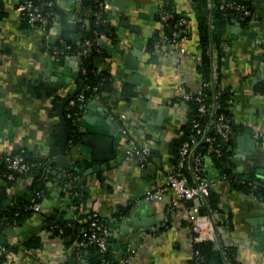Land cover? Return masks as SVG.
<instances>
[{"label":"crops","instance_id":"1","mask_svg":"<svg viewBox=\"0 0 264 264\" xmlns=\"http://www.w3.org/2000/svg\"><path fill=\"white\" fill-rule=\"evenodd\" d=\"M108 1L116 37L98 38L93 65L98 72L110 73L113 91L85 99L79 116L83 137L67 151V159L77 171L75 177L63 183L68 168L58 163L53 180L48 182L49 194L41 200V212H34L20 225L0 229V247H16L11 250L15 256L10 264H63L75 247L67 244L71 242L72 222L86 221L92 211L108 222L119 263L127 258L129 264H191L194 233L187 220L170 210L168 202L179 201L175 192L169 190L165 200H149L146 195L166 182L173 167V143L188 113L181 95L204 91L197 12L193 0ZM71 2L56 0L57 15L51 31L45 34L30 23L25 25L18 10L21 0H0V152L21 151L40 160L59 155V113L53 112V102L79 86L73 73L83 72L82 61L77 60L82 55L55 57L45 51V45L69 43L82 50L77 0L75 6H69ZM164 2L188 18L190 33L176 46L160 49L152 57L147 51L150 40L166 35V25L159 17ZM252 2L248 25L238 20L227 23L222 48H216L213 58L220 83L233 94L232 117L238 126L230 147L233 171L264 181V146L254 135L264 131V51L258 42L264 39V0ZM61 8L76 25L74 29ZM134 51H142L138 59L141 68L127 61ZM125 87L135 96L125 98ZM121 113L135 122L131 134L152 148L146 166L125 152ZM204 169L219 202L213 220L224 222L218 246H236L242 264H264V198L222 180L212 157L206 159ZM32 180L33 175L19 176L8 186L10 196L32 194ZM127 205V214L120 215L118 208ZM52 215L70 227L65 236L56 235L46 224V217ZM29 239H34L36 246H28ZM82 247L79 263L96 261L97 248L87 243Z\"/></svg>","mask_w":264,"mask_h":264},{"label":"built area","instance_id":"2","mask_svg":"<svg viewBox=\"0 0 264 264\" xmlns=\"http://www.w3.org/2000/svg\"><path fill=\"white\" fill-rule=\"evenodd\" d=\"M82 0H77V22L82 35V46L84 50L75 48L69 43H60L59 46H54L49 42H46L45 51L50 52L55 57L71 54L86 56L87 53L93 49L98 50L97 40L95 38L85 37V32L90 30L93 25L111 27V14L108 10V0H95V10L92 12H85L81 8ZM223 4L221 8L226 10L228 6L234 7L237 10H241V17L248 16L251 12L244 8L242 4L226 3V0H222ZM211 4V3H210ZM55 2L53 0L44 1L41 3H35L34 0H21V4L18 6V10L22 16L26 17L29 22L41 29L45 34H48L51 29L53 21L57 15V10H54ZM93 16V21L90 20V16ZM159 17L165 25L173 19V11L166 7L164 2L159 8ZM94 33L99 37H109L108 31L99 32L97 29H93ZM189 20L187 17H180L173 22V29L170 35H164L161 39L157 40L154 44L153 53L163 49L165 47L176 46L180 40L189 37ZM264 51V39L258 40ZM185 49L181 48V52ZM85 72V68H82ZM218 68L214 66V58L212 65V80L205 83V86L212 92L211 96L205 93L199 94L197 100L199 103L198 116L203 119L205 116H211V119L207 123H203L200 120L195 119L190 127V130L185 139L178 147L177 161L173 164L172 169L167 174L166 182L159 186L156 190L149 191L146 198L149 200H165L166 194L169 190L175 192L179 201L168 202L170 210L173 211L176 216L182 217L188 221L191 230L194 233L193 243L202 240L214 241L218 247V241H220V234L223 232L224 222L214 221V212H202V208L207 205V196L211 190V182L207 177L204 169V164L208 157L213 154L216 156L222 155L223 143L229 142L234 133L233 130V117L221 112L220 97L226 89L225 86L218 81ZM231 91V90H230ZM232 92V91H231ZM182 102L185 104L187 111L189 110L188 100L193 96L192 94H182ZM86 95L82 92L79 95V100L84 102ZM232 103V99L229 101ZM68 117L74 119L77 113L68 112ZM120 121L125 129L126 136V149L127 155L135 158L141 166H146L151 161L152 148L148 144L140 143L136 136L131 134L132 126L135 122L131 120L128 115L121 113ZM209 131L215 133V135L209 134ZM184 132L181 130L179 137L183 136ZM255 137L264 146V131H255ZM218 136L220 140L218 141ZM205 144V151L200 150V146ZM8 172L0 170V185L3 183L4 176L7 179L15 180V173L24 175L31 169V164L25 161L24 156L21 154H12V152L5 153ZM40 162L32 163V166L40 165ZM50 168L47 169L49 171ZM222 180L232 183L228 176L222 175ZM256 187V186H255ZM10 187H8L9 189ZM191 202V205H188ZM34 212H41V201L34 202L29 206ZM89 227L85 240L77 243L78 246H83L85 243H95L100 252L106 250L107 241L110 236V228L103 222L97 211H92L88 215ZM1 222V219H0ZM141 232L145 231L141 229ZM0 252L3 254L5 260L3 264H10L14 258V253L8 250L6 247H0ZM101 264H111V261L102 258ZM120 264H129L127 258L121 259ZM192 264V263H191ZM213 264V263H211ZM228 264H231L228 262Z\"/></svg>","mask_w":264,"mask_h":264},{"label":"trees","instance_id":"3","mask_svg":"<svg viewBox=\"0 0 264 264\" xmlns=\"http://www.w3.org/2000/svg\"><path fill=\"white\" fill-rule=\"evenodd\" d=\"M44 1L49 0H34L35 3H41ZM55 2L54 10H56V0H53ZM197 17L199 19V35H200V47H201V61L199 65L200 72L202 73L203 81H204V91L203 93L207 94L208 96L212 95V92L209 90L208 87L205 86V83L210 82L212 80V65H213V57H214V51L217 49L222 48V34L224 32L225 27L227 26V23L232 22L233 20H238L243 26L248 25L249 20L251 19L253 15V2L252 0H226V3H235V4H242L244 5L245 9H248L251 13L248 16L241 17L242 11L237 10L234 7L228 6L226 10H223L221 8V5L223 4L222 0H193ZM211 3V4H210ZM166 7L173 11L174 17L172 20L168 22V24L165 27V34L170 35L173 29V22L176 19H179L180 17H185L182 14L177 13L173 7L171 6L170 2H166ZM81 8L85 12H92L95 10V0H82L81 2ZM24 17V16H23ZM90 20L93 21V16H90ZM25 25L29 24V20L24 17ZM31 24V23H30ZM52 25V24H51ZM97 29L99 32H105L109 34V37L111 39H115V30L111 26L107 29V27L104 26H96L93 25L92 28L85 32V37L89 38H95L98 40V36L94 33L93 29ZM159 38L157 35H155L149 42L147 51L150 53V56H154L155 53H153V48L155 42ZM59 46L60 43H56ZM217 48V49H216ZM98 50L93 49L91 52L87 53L86 56H82V68H85V72H81V75L79 76L78 80L83 81V85L80 89V91L66 104L65 107V118L68 126L71 129V139L68 144V149H71V146L77 145L82 137L83 132L79 129V116L82 112V108L85 106L86 100L90 96L96 93H100L103 95V93H112L113 91V81L112 77L109 72L106 71H97L95 66L93 65L94 57L97 55ZM150 57V58H152ZM218 81L220 82V78L218 76ZM223 94L220 97V103H221V112H225L226 114L233 116L231 104L229 101L232 99L233 94L230 91L229 87H225ZM84 92L86 95V100L84 102L79 100V95ZM124 95L125 98L129 99L133 96H135V92H133L129 87L124 88ZM193 97L188 100V106L189 110L187 113V120L183 123L181 126V130H183L184 135L181 137H178L174 140L173 146H174V152H175V159L174 163L177 161L178 156V147L183 141V139L186 138L192 122L197 119L202 121L203 123H207L210 121L211 116H205L203 119L199 118L198 116V107L199 103L196 99L197 94L192 95ZM64 100V97H56L53 104V112L55 114L59 113V107L61 102ZM68 112L77 113V115L74 116V119L68 117ZM233 123V130L234 133L238 131V126H236L235 122ZM209 134L215 135L214 132L209 131ZM234 136V135H233ZM218 141H221L218 136ZM232 139L229 142L223 143V149H222V155L216 156L212 155V159L214 160V163L216 164L217 168L221 172L222 175H226L229 177V179L232 182V185L236 187L237 189L248 193V194H254L257 195L260 198H264V181L260 180L258 178H255L253 176L247 177L243 175H239L238 173L233 171V168L231 166V160H230V147L232 144ZM222 142V141H221ZM201 151H205V144H202L200 146ZM57 149L55 153H57ZM12 154H21L24 156V159L26 162L31 164V169L29 172L25 173L24 175H21L20 173H15L14 176L16 179L19 176L24 177H30V175H33L32 185L30 187V190L32 191L30 195L27 193H18L13 196H10V192H8V186L13 184L15 180L7 179L6 176L3 178V183L0 185V229H4L10 226L20 225L25 221L26 218L30 217L34 211L29 208V206L34 203L41 201L44 195H48V182L50 180H53L54 174L53 171L59 167V164L57 163L55 158L40 160L38 158H33L32 156H27L25 152L21 151H14ZM56 155V154H55ZM6 155L3 152H0V170L3 172H8L7 162L5 159ZM40 162V165L32 166V163ZM50 168L49 171L47 169ZM68 172V175L65 176L63 179V183H68L75 177L77 174V171L75 169L68 168L66 170ZM256 186V187H255ZM118 213L120 215L127 214L128 210L130 209V206H120ZM219 210V202L218 197L215 193H213L210 190L209 195L207 196V205L202 208V212H214ZM46 224L50 225L52 229L54 230L53 233L56 235H62L65 236V227L66 223L65 221L57 220L56 215H52L50 217H46ZM103 222L109 227V224L106 220L102 219ZM73 232L71 233V242L67 243L70 245V243L75 244L74 251L68 256V259L63 264H80V255H81V249L82 246H78L77 243L80 241L85 240V237L87 235L88 227H89V221L86 219V221H83L82 223L73 221ZM168 225V223H167ZM28 246H36L37 242L34 239H29L27 241ZM88 244V243H87ZM93 245L97 248L96 250V261L91 260L90 264H101L102 258H106L111 261V264H120L118 261H116L114 257V250L112 248V242L111 238L109 236L107 241L106 250L104 252H100L99 248L95 245V243L88 244ZM7 249L9 250H16L15 246H12L10 244L5 245ZM238 249L236 246H226V245H219L218 247L214 243V241L211 240H202L198 242L193 243V255L190 259V263L192 264H228L230 262L231 264H242L237 257ZM5 260V258H1L0 264H3L2 262Z\"/></svg>","mask_w":264,"mask_h":264},{"label":"water","instance_id":"4","mask_svg":"<svg viewBox=\"0 0 264 264\" xmlns=\"http://www.w3.org/2000/svg\"><path fill=\"white\" fill-rule=\"evenodd\" d=\"M75 1L76 0H72V2L70 3L69 6H75L76 5ZM61 11L65 17V20L68 21V25L70 26V28L74 29L76 27V25L72 22H69V20L66 18L67 17L66 12L64 11L63 8H61ZM123 24L128 26L129 22L123 21ZM63 34H65V39L69 40L67 37V31L66 30H63ZM82 50H84V47H82ZM141 56H142V51H139V52L134 51L131 55H129L127 57V61L130 62L129 65L134 66V68H141V63L138 62V59H140ZM77 60L82 61V57H80V56L77 57ZM73 76L79 78L80 73L75 72V73H73ZM82 85H83V81L79 80V86L70 95H68L67 97L64 98V100L61 102L60 107H59V127L57 130V135H58V139H59V155L56 158V161H57V163L61 164L65 168H70V169H72L74 166L71 164L70 160L67 159L68 144H69V141L71 139V129L66 122L65 107H66V104L80 91ZM102 117L104 118L105 115H103ZM236 134L237 133H235V135ZM248 137L251 138V136H248ZM232 148L233 147L231 146V149ZM56 173L57 172H55V174ZM142 223L146 224L145 220H142ZM69 230H70L69 226L65 228V231H69ZM112 236H113V233H110V238Z\"/></svg>","mask_w":264,"mask_h":264}]
</instances>
